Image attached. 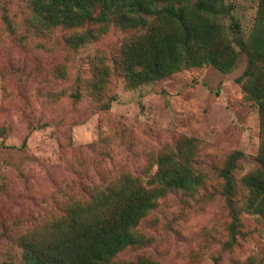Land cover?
Here are the masks:
<instances>
[{
    "label": "rangeland",
    "instance_id": "rangeland-1",
    "mask_svg": "<svg viewBox=\"0 0 264 264\" xmlns=\"http://www.w3.org/2000/svg\"><path fill=\"white\" fill-rule=\"evenodd\" d=\"M225 2L247 39L261 0ZM145 33L115 22L47 28L31 0H0V264H25V232L67 217L125 176L158 185L167 157L201 184L165 190L137 225L139 241L114 262L264 263V219L245 207L244 178L261 167L264 134L259 106L238 81L249 56L241 52L229 72L187 66L132 84L122 49ZM237 150L244 157L230 205L220 170Z\"/></svg>",
    "mask_w": 264,
    "mask_h": 264
},
{
    "label": "trees",
    "instance_id": "trees-1",
    "mask_svg": "<svg viewBox=\"0 0 264 264\" xmlns=\"http://www.w3.org/2000/svg\"><path fill=\"white\" fill-rule=\"evenodd\" d=\"M31 5L36 21L47 28L90 21L145 28V34L122 49V66L132 84L153 81L187 66L213 64L229 72L241 52L247 53L249 64L238 81L244 80L247 95L257 102L264 133V13L244 39L238 34L235 6L225 0H31ZM260 10L264 12V0ZM243 157L242 151L232 152L220 170L223 194L230 205L239 194L234 171ZM259 160L261 167L244 178L249 193L245 207L264 219V134ZM157 180L158 185L148 188L127 175L100 189L87 204L74 207L67 217L25 232L20 240L24 263L116 264L115 256L139 241L137 225L165 190L192 191L202 182L173 157L159 163Z\"/></svg>",
    "mask_w": 264,
    "mask_h": 264
}]
</instances>
